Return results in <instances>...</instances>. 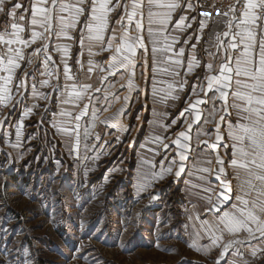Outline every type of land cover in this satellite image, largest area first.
I'll return each instance as SVG.
<instances>
[{
    "label": "snow or ice",
    "instance_id": "snow-or-ice-1",
    "mask_svg": "<svg viewBox=\"0 0 264 264\" xmlns=\"http://www.w3.org/2000/svg\"><path fill=\"white\" fill-rule=\"evenodd\" d=\"M204 6L0 0V111L8 109L0 127L8 125V137L14 129L12 147L19 148L25 121L43 107L36 123L47 117L69 155L79 159L83 149L85 159L95 153L99 160L113 146L103 135L125 142L132 125L124 119L143 96L135 118L143 109L151 119L141 123L150 131L139 143L137 189L188 175L203 202L202 211L193 205L185 212L195 237L190 247L205 251L212 264H264V0L212 5L223 30L214 51L202 56L210 14L198 17L196 9ZM181 97L183 106L167 111ZM136 145L133 138L134 152Z\"/></svg>",
    "mask_w": 264,
    "mask_h": 264
},
{
    "label": "rangeland",
    "instance_id": "rangeland-1",
    "mask_svg": "<svg viewBox=\"0 0 264 264\" xmlns=\"http://www.w3.org/2000/svg\"><path fill=\"white\" fill-rule=\"evenodd\" d=\"M210 40L208 34L200 48L202 55L204 49L214 50ZM143 102V96L132 102L124 119L132 129L122 145H116L112 135H103L113 146L99 160L91 158L95 153L85 159L83 149L79 159L69 155L47 117L42 126L36 123L43 107L25 121L19 148L12 147L14 129L8 137V125L4 130L0 127V166L1 160L12 156L7 168L16 176L10 183L0 177V264H212L205 251L190 247L195 237H189L185 212L193 205L202 211L203 202L197 199L196 189L188 187L189 176L179 183L168 177L155 188L137 189L139 143L150 131L141 123L145 116L151 119V111L143 109L140 119L135 118ZM182 106L183 97L170 102L167 111L176 113ZM158 110L165 108L160 105ZM7 114L4 108L0 119ZM133 138L137 139L135 152L130 146ZM191 183H197L195 174ZM149 193L158 198L152 200Z\"/></svg>",
    "mask_w": 264,
    "mask_h": 264
},
{
    "label": "crops",
    "instance_id": "crops-1",
    "mask_svg": "<svg viewBox=\"0 0 264 264\" xmlns=\"http://www.w3.org/2000/svg\"><path fill=\"white\" fill-rule=\"evenodd\" d=\"M197 14V13H196ZM198 16V15H197ZM199 17V16H198ZM220 20H219V22H217V23H215L214 21H212V20H209V19H207L208 21H209V23H208V27L204 30V32H203V35H202V39H201V42L199 43V45H198V48L200 49L201 48V45H202V43H203V41L205 40V37L208 35V34H210L211 33V31L213 32V31H218V32H220V31H222L223 30V28H222V26H221V18H219ZM197 27V24H193V28H196ZM214 51V50H213ZM200 55H202L201 53H200ZM202 56H205V55H202ZM25 127V126H24ZM2 128V130H4V129H6L7 128V125H4L3 127H1ZM26 128H28V127H26ZM25 135V133H24V129H23V136H22V141H23V139H24V136ZM3 137V140H5V136H2ZM11 142L12 143H15L16 142V140L14 139V140H11ZM5 145H6V143H4ZM4 144H3V149H5L6 148V146H4ZM11 145V144H10ZM26 157H28V156H26ZM10 161H13V158H12V156H10L9 158H6L4 161H2L1 160V166H0V177L1 176H4V178H5V182L6 183H10V180L12 181L13 179H15V173H13L11 170V168L10 169H8L7 168V164L10 162ZM4 169V170H3ZM13 178V179H12Z\"/></svg>",
    "mask_w": 264,
    "mask_h": 264
},
{
    "label": "built area",
    "instance_id": "built-area-1",
    "mask_svg": "<svg viewBox=\"0 0 264 264\" xmlns=\"http://www.w3.org/2000/svg\"><path fill=\"white\" fill-rule=\"evenodd\" d=\"M198 2L202 5H205L204 7H200L196 9V13L199 16V13L201 12H206L209 13L210 15L207 17V19L214 21L215 23L219 22V18H221L220 16L217 15L216 13V7H213L212 5H216L217 7H219L220 3H227L228 0H198ZM221 26L223 28V23L221 20ZM218 33V31H211L210 36H211V40L209 43H212L213 46L215 45V35ZM4 109L2 111H0V115L3 113Z\"/></svg>",
    "mask_w": 264,
    "mask_h": 264
}]
</instances>
